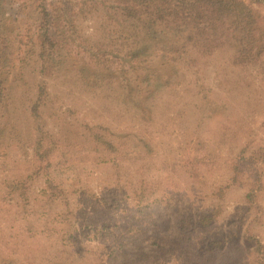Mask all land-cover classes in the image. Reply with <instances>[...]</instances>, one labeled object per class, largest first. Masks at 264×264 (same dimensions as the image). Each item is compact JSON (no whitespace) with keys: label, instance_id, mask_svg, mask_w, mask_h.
Here are the masks:
<instances>
[{"label":"rangeland","instance_id":"1","mask_svg":"<svg viewBox=\"0 0 264 264\" xmlns=\"http://www.w3.org/2000/svg\"><path fill=\"white\" fill-rule=\"evenodd\" d=\"M15 1L2 2L13 39L24 29ZM12 44L1 75L0 264H264V68L222 69V46L217 73L158 64L156 83L129 87L117 60L105 68L71 53L48 83L51 152L37 162L32 79ZM94 123L117 152L89 138Z\"/></svg>","mask_w":264,"mask_h":264},{"label":"trees","instance_id":"2","mask_svg":"<svg viewBox=\"0 0 264 264\" xmlns=\"http://www.w3.org/2000/svg\"><path fill=\"white\" fill-rule=\"evenodd\" d=\"M3 1L8 0H0V96L1 75L12 60L14 41L23 64L21 72L32 79L25 111L32 122L31 151L37 162L51 152L46 123L51 99L48 83L60 75L67 55L85 57L93 66L105 68L117 60L122 65L120 86L129 87L145 80L156 83L158 64L184 65L194 73L211 68L213 55L222 46L230 51L222 69L264 68V62H259L264 50V15L248 4L264 5V0H16L13 20L20 17L24 24L16 39L9 37L3 24ZM86 24L93 33H82ZM77 41L71 50V42ZM213 69L217 73V66ZM86 129L97 146L117 152L119 144L108 127L94 123ZM47 168L33 167L32 172L39 175ZM246 197L249 202L251 192ZM232 252L225 257L230 258Z\"/></svg>","mask_w":264,"mask_h":264}]
</instances>
